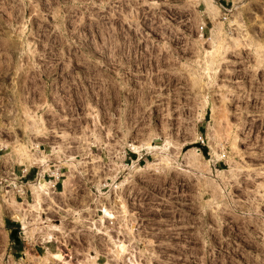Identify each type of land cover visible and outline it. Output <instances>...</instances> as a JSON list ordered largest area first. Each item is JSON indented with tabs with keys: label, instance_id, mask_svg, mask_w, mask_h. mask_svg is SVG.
Returning a JSON list of instances; mask_svg holds the SVG:
<instances>
[{
	"label": "rangeland",
	"instance_id": "1",
	"mask_svg": "<svg viewBox=\"0 0 264 264\" xmlns=\"http://www.w3.org/2000/svg\"><path fill=\"white\" fill-rule=\"evenodd\" d=\"M138 1L157 24L151 51L174 39L173 66L188 61L194 77L169 82L168 106L113 107L121 143L150 152L139 164L83 171L98 177L87 185L62 169L56 189L73 156L50 133L62 128L53 91L71 53L75 63L96 48L95 0H0V264H264V0H219L226 19L216 0ZM166 140L169 157L151 152ZM19 143L45 157L35 178ZM46 171L51 195L34 207L31 185Z\"/></svg>",
	"mask_w": 264,
	"mask_h": 264
},
{
	"label": "built area",
	"instance_id": "2",
	"mask_svg": "<svg viewBox=\"0 0 264 264\" xmlns=\"http://www.w3.org/2000/svg\"><path fill=\"white\" fill-rule=\"evenodd\" d=\"M105 1L95 0V50L91 55L83 57L77 52L80 57H77L79 60L75 63L72 62L73 55H76L73 51L64 71V89L56 88L53 91L51 104L58 111L50 113L54 116L55 123L62 121V128L56 127L59 131L52 130L50 133L63 141V151L73 156L69 163L71 166L60 164L57 167L55 188L65 175L62 169L67 172L72 167L74 175L80 176L77 185H87L98 177L94 175L88 180L83 176V171L105 173L116 171L121 166L127 165V168L133 160L136 165L139 164L143 154L150 152H147V148H142L138 154L125 142L124 145L121 143L123 129L119 127L113 107L124 106L127 110L140 105L168 106L171 99L176 97L175 91L172 92L169 87L172 85L168 86L169 82L178 74L188 73L189 70V77L190 74L194 77V67L188 61H180L182 65L179 67L173 66L176 63V53L172 50L175 48L172 45H176L174 39L165 38L159 43V49L155 53L151 51L152 40L149 34L152 37L151 28L157 24L152 22L148 3L144 0L143 4L138 0ZM216 4L224 10L222 17L226 19L229 8L219 0H216ZM199 139L203 142L201 134ZM58 162L52 158L50 168L55 169V163ZM33 167L35 178L39 174V166L35 164ZM21 170L28 171L24 166ZM46 175L49 179L55 178V174L48 171L42 176ZM5 184L9 186L10 181Z\"/></svg>",
	"mask_w": 264,
	"mask_h": 264
},
{
	"label": "bare ground",
	"instance_id": "3",
	"mask_svg": "<svg viewBox=\"0 0 264 264\" xmlns=\"http://www.w3.org/2000/svg\"><path fill=\"white\" fill-rule=\"evenodd\" d=\"M206 1V0H205ZM204 1V2H205ZM208 1H212V0H208ZM209 4V3H208ZM33 117V118H32ZM31 118L33 119L32 121L34 122V125L33 127L36 128L37 126H39V123L36 122L35 120V116L34 115H31ZM43 123H42V128H46V125H44L45 123V120H41ZM32 122V123H33ZM39 131V130H38ZM164 145H162L161 148L158 147V145L153 146L151 147L152 148V151L151 152H155V153H160L162 155V158H167L169 157L168 156V153L166 154V152L169 150V145H170V141L166 140L164 141ZM17 148H18V151L20 150V152L22 151L23 153L22 154H25V156L23 155V157H26L25 159H27L26 161L30 164H38V163H43L44 166H47L46 165V161H45V157H42L40 156L39 154L37 153H34L32 152L31 150H29L27 148V146L19 143L17 144ZM197 149L198 148H193L190 149L188 151V154H189V157L187 158H190L188 159L193 166H199V164L197 163L200 159L199 155H198V152H197ZM158 159V158H157ZM156 159V161H157ZM160 160V159H159ZM136 162V161H135ZM154 163V162H153ZM153 163H148L149 165H147V167L145 168V170L147 169H150V170H154V164ZM158 164V163H157ZM159 166H157L156 169H158ZM143 169V168H142ZM144 170V169H143ZM156 172V171H154ZM223 172V170H222ZM115 182V181H114ZM116 183V182H115ZM53 187V182L52 180L49 181L47 179H44V177H40V179L35 183V184H32L31 185V188L34 192V195H35V199H36V203H34L32 206L34 207H38L39 205H41L42 201L44 200L45 196L47 195H51V189ZM16 188V185L15 187ZM12 196V195H11ZM11 198V197H10ZM9 202H12V203H15L17 204V207L20 209L22 208V204H20L19 202L16 203L14 200H9ZM21 211V209L19 210ZM21 215H22V218L24 219V216L26 215V213L24 211H21ZM25 225V224H24Z\"/></svg>",
	"mask_w": 264,
	"mask_h": 264
},
{
	"label": "crops",
	"instance_id": "4",
	"mask_svg": "<svg viewBox=\"0 0 264 264\" xmlns=\"http://www.w3.org/2000/svg\"><path fill=\"white\" fill-rule=\"evenodd\" d=\"M56 189H57V187H56ZM9 230H11V227H9ZM21 237V236H20ZM21 238H23V236L21 237ZM24 239V238H23ZM23 248H24V244H14V242H12V244L10 245V247H9V249L11 250V254L13 255L14 253H19V252H21L22 253V250H23Z\"/></svg>",
	"mask_w": 264,
	"mask_h": 264
}]
</instances>
